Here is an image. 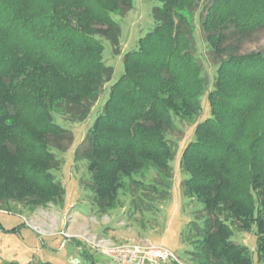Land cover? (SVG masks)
Returning a JSON list of instances; mask_svg holds the SVG:
<instances>
[{
  "label": "trees",
  "instance_id": "16d2710c",
  "mask_svg": "<svg viewBox=\"0 0 264 264\" xmlns=\"http://www.w3.org/2000/svg\"><path fill=\"white\" fill-rule=\"evenodd\" d=\"M159 1L153 27L123 52L121 75L93 110L114 72L103 58L104 39L119 41L112 14L133 1L0 0V202L32 208L64 196L54 173L64 148L49 137L68 135L58 115L82 107L77 121L95 116L74 155L95 205L114 209L123 191L136 193L129 211L153 213L172 186L169 132L177 119L195 121L206 97L209 113L177 155L183 193L202 204L182 240L192 264L264 263V52L232 45L264 29V0ZM200 44L217 59L211 72ZM236 230L254 234V252Z\"/></svg>",
  "mask_w": 264,
  "mask_h": 264
},
{
  "label": "rangeland",
  "instance_id": "374dc122",
  "mask_svg": "<svg viewBox=\"0 0 264 264\" xmlns=\"http://www.w3.org/2000/svg\"><path fill=\"white\" fill-rule=\"evenodd\" d=\"M132 1V7L128 10L112 14L120 27L119 41L114 47L108 39H104L103 58L106 65L113 67L114 72L111 81L103 83L100 95L93 103V110L104 99L105 88L121 75L123 52L135 47L138 37L143 36L154 25L153 8L160 5V1ZM196 35L201 40L204 39L198 25ZM233 42L232 45L236 46L239 53L252 50L264 52V29H258L249 37ZM199 46L207 64L206 68L211 72L217 59L202 44ZM201 99L203 108L195 121L209 113L206 97ZM81 108L73 107L68 113L62 112L58 115V122H64L62 124L69 129L68 135L49 137L52 144L64 148L62 152L56 151L61 167L54 170L56 178L65 187L64 196L55 202L32 208L23 201L0 202V264H92V260L97 264L111 259L96 248L95 244L99 242L161 245L171 249L178 258V262L166 264H192L187 253L192 245L182 240V234L188 222L194 218V211L202 204L194 202L183 193L184 174L179 168L177 155L191 138L195 121L177 119L176 128L169 132L177 149V155L170 162L172 186L167 197L156 202L159 206L156 211H129L130 199L136 193L123 191L119 194L117 207L103 210L95 205L93 194L85 187L88 184L85 161L74 155L76 146L83 139L95 116V111L90 110L91 113L85 121H77ZM143 194L146 201L154 200L156 196L153 191ZM141 204L146 203L144 201ZM234 238L254 252L256 243L252 232L236 230ZM73 240L83 244L94 259L84 256L81 247Z\"/></svg>",
  "mask_w": 264,
  "mask_h": 264
},
{
  "label": "built area",
  "instance_id": "2783aa9c",
  "mask_svg": "<svg viewBox=\"0 0 264 264\" xmlns=\"http://www.w3.org/2000/svg\"><path fill=\"white\" fill-rule=\"evenodd\" d=\"M96 248L117 264H166L178 262L175 253L168 247L152 243L99 242Z\"/></svg>",
  "mask_w": 264,
  "mask_h": 264
},
{
  "label": "water",
  "instance_id": "95a60500",
  "mask_svg": "<svg viewBox=\"0 0 264 264\" xmlns=\"http://www.w3.org/2000/svg\"><path fill=\"white\" fill-rule=\"evenodd\" d=\"M97 264H117V263L112 261L111 259H106L105 262H101V263L97 262Z\"/></svg>",
  "mask_w": 264,
  "mask_h": 264
}]
</instances>
